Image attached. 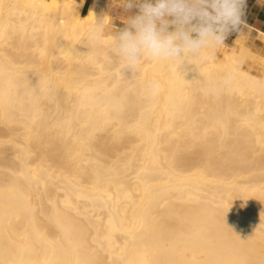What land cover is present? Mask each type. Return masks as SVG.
<instances>
[{
  "label": "bare ground",
  "instance_id": "1",
  "mask_svg": "<svg viewBox=\"0 0 264 264\" xmlns=\"http://www.w3.org/2000/svg\"><path fill=\"white\" fill-rule=\"evenodd\" d=\"M82 4L0 0V264H264V55L129 68Z\"/></svg>",
  "mask_w": 264,
  "mask_h": 264
},
{
  "label": "clouds",
  "instance_id": "2",
  "mask_svg": "<svg viewBox=\"0 0 264 264\" xmlns=\"http://www.w3.org/2000/svg\"><path fill=\"white\" fill-rule=\"evenodd\" d=\"M246 0H124L126 9L139 7V14L113 36L114 53L129 68L142 58L183 63L214 49L232 31L245 24ZM170 26L174 29L169 31ZM103 24L91 29L90 38L102 35ZM152 95L159 91L155 81L147 84Z\"/></svg>",
  "mask_w": 264,
  "mask_h": 264
},
{
  "label": "crops",
  "instance_id": "3",
  "mask_svg": "<svg viewBox=\"0 0 264 264\" xmlns=\"http://www.w3.org/2000/svg\"><path fill=\"white\" fill-rule=\"evenodd\" d=\"M81 1L83 3V14L90 10H94L100 16L107 17V20L109 16L110 19L119 21L125 18L129 11V9H126L125 6H123L124 0ZM243 19L245 24L241 25L238 31L230 32L226 39L234 40L236 37L242 34L244 36L258 40L264 47V41L260 39L264 37V0H246ZM125 27H127V24L123 26H117L109 24L108 22L106 29L109 30L110 33H118L119 30Z\"/></svg>",
  "mask_w": 264,
  "mask_h": 264
},
{
  "label": "rangeland",
  "instance_id": "4",
  "mask_svg": "<svg viewBox=\"0 0 264 264\" xmlns=\"http://www.w3.org/2000/svg\"><path fill=\"white\" fill-rule=\"evenodd\" d=\"M143 0H138V3H142ZM154 2V0H153ZM121 4V3H120ZM123 5V4H122ZM124 6V5H123ZM139 14V7L138 6H134L133 8L129 9L128 11V14L125 18L119 20V21H116V20H112L109 18L108 16V22L109 24H113V25H117V26H123L125 24L128 23V20ZM174 30L171 26L169 28V31H172ZM245 43L248 47H250V49L258 54H261V55H264V47L263 45L258 41V40H255L254 38H250L248 36L245 37ZM261 40L264 41V37L263 38H260ZM233 43V40L232 39H226L224 44L229 48V46ZM246 65V64H245Z\"/></svg>",
  "mask_w": 264,
  "mask_h": 264
}]
</instances>
